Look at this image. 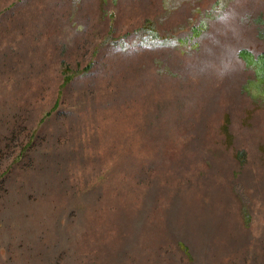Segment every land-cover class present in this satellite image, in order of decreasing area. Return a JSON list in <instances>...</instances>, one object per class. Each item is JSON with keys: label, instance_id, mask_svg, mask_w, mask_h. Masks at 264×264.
I'll use <instances>...</instances> for the list:
<instances>
[{"label": "rangeland", "instance_id": "1", "mask_svg": "<svg viewBox=\"0 0 264 264\" xmlns=\"http://www.w3.org/2000/svg\"><path fill=\"white\" fill-rule=\"evenodd\" d=\"M243 50L264 0H0V264H264Z\"/></svg>", "mask_w": 264, "mask_h": 264}, {"label": "trees", "instance_id": "2", "mask_svg": "<svg viewBox=\"0 0 264 264\" xmlns=\"http://www.w3.org/2000/svg\"><path fill=\"white\" fill-rule=\"evenodd\" d=\"M145 30H148L145 33L144 37V43L147 45L149 44H155L161 40L160 33L155 30V27L151 22H148V26L144 27ZM194 35H200L202 31H199L198 28L192 29ZM241 56L246 60L249 66H254V73H255V83L256 87L259 89L258 92H261L264 94V88H263V83H264V55L260 54L258 56L253 55L247 50L241 51ZM74 77V73H70L68 68L63 69V83L71 82V80Z\"/></svg>", "mask_w": 264, "mask_h": 264}]
</instances>
